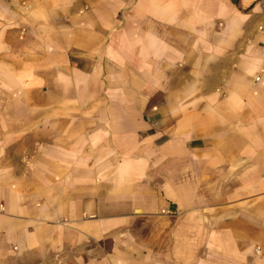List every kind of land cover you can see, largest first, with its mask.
Instances as JSON below:
<instances>
[{"label":"crops","instance_id":"1","mask_svg":"<svg viewBox=\"0 0 264 264\" xmlns=\"http://www.w3.org/2000/svg\"><path fill=\"white\" fill-rule=\"evenodd\" d=\"M0 264H264V0H0Z\"/></svg>","mask_w":264,"mask_h":264},{"label":"rangeland","instance_id":"2","mask_svg":"<svg viewBox=\"0 0 264 264\" xmlns=\"http://www.w3.org/2000/svg\"><path fill=\"white\" fill-rule=\"evenodd\" d=\"M245 4L247 3V1H249V0H242Z\"/></svg>","mask_w":264,"mask_h":264}]
</instances>
